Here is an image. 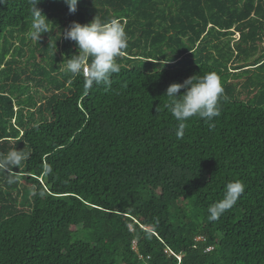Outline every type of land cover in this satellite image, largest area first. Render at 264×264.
Masks as SVG:
<instances>
[{
	"label": "trees",
	"instance_id": "trees-1",
	"mask_svg": "<svg viewBox=\"0 0 264 264\" xmlns=\"http://www.w3.org/2000/svg\"><path fill=\"white\" fill-rule=\"evenodd\" d=\"M37 7L51 28L38 43L28 0H0V156L28 154L0 170V264H264V0ZM96 16L128 46L111 86L86 89L63 32ZM208 72L221 114L178 139L166 89ZM235 180L244 193L209 221Z\"/></svg>",
	"mask_w": 264,
	"mask_h": 264
},
{
	"label": "clouds",
	"instance_id": "clouds-1",
	"mask_svg": "<svg viewBox=\"0 0 264 264\" xmlns=\"http://www.w3.org/2000/svg\"><path fill=\"white\" fill-rule=\"evenodd\" d=\"M28 2L34 19L28 35L31 40L38 43L41 34L50 31L51 28L48 26L50 22L37 7L39 0ZM78 2L79 0H65L70 14L77 11ZM63 37L74 41L78 49V54L67 58L65 71L70 72L73 77L83 75L86 89H91L94 85L110 87L111 77L121 70L116 59L128 46V37L120 21L116 18L102 21L97 16L87 24L73 21L63 32ZM164 96L167 97L165 107L178 122L176 135L180 139L183 137L186 122L193 117L203 119L209 123L210 128L214 126L210 122L221 114L220 105L224 88L220 76L215 72H208L203 76H190L182 83L170 84ZM27 159V153L13 148L0 156V170L10 173ZM51 172V167L45 169L46 174ZM7 182L14 183L15 177L9 176ZM245 187L240 180L227 183L223 198L208 208L209 221L218 220L231 209L244 193Z\"/></svg>",
	"mask_w": 264,
	"mask_h": 264
},
{
	"label": "rangeland",
	"instance_id": "rangeland-1",
	"mask_svg": "<svg viewBox=\"0 0 264 264\" xmlns=\"http://www.w3.org/2000/svg\"><path fill=\"white\" fill-rule=\"evenodd\" d=\"M236 37H238V35L236 34Z\"/></svg>",
	"mask_w": 264,
	"mask_h": 264
}]
</instances>
